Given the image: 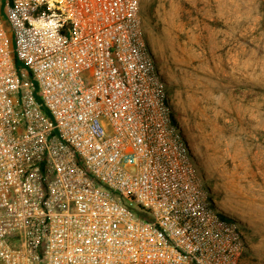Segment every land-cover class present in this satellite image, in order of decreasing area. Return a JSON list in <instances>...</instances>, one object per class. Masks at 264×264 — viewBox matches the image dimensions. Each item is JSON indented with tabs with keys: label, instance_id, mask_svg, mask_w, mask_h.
<instances>
[{
	"label": "built area",
	"instance_id": "obj_1",
	"mask_svg": "<svg viewBox=\"0 0 264 264\" xmlns=\"http://www.w3.org/2000/svg\"><path fill=\"white\" fill-rule=\"evenodd\" d=\"M139 2L0 0V264H238L246 249L210 199Z\"/></svg>",
	"mask_w": 264,
	"mask_h": 264
},
{
	"label": "rangeland",
	"instance_id": "obj_2",
	"mask_svg": "<svg viewBox=\"0 0 264 264\" xmlns=\"http://www.w3.org/2000/svg\"><path fill=\"white\" fill-rule=\"evenodd\" d=\"M140 28L214 207L264 264V0H140Z\"/></svg>",
	"mask_w": 264,
	"mask_h": 264
},
{
	"label": "trees",
	"instance_id": "obj_3",
	"mask_svg": "<svg viewBox=\"0 0 264 264\" xmlns=\"http://www.w3.org/2000/svg\"><path fill=\"white\" fill-rule=\"evenodd\" d=\"M14 57V55H13ZM14 63H15V66L18 67V63L16 62V60L14 59ZM137 215H141L139 211H135Z\"/></svg>",
	"mask_w": 264,
	"mask_h": 264
}]
</instances>
